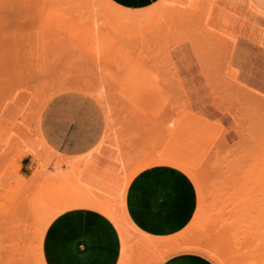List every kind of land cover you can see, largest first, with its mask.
Segmentation results:
<instances>
[{
    "label": "rangeland",
    "instance_id": "rangeland-1",
    "mask_svg": "<svg viewBox=\"0 0 264 264\" xmlns=\"http://www.w3.org/2000/svg\"><path fill=\"white\" fill-rule=\"evenodd\" d=\"M253 4L264 10L254 0H0V264H46L42 251L50 224L46 202L57 197L55 182L67 196L62 176L77 184L87 177L97 190L109 193L125 175L123 167H115L120 174L113 167L133 157L141 161L161 152L175 155L192 165L199 183L175 166L143 168L174 172L180 205L176 217L184 222L162 235L133 221L140 232L168 239L191 227L185 241H198L203 215L192 223L200 196L212 200L213 215L223 207V218L229 216L233 205L226 203L225 194L237 188L233 173L240 165L235 160L229 161L235 169L224 164L228 156L245 155L236 154L241 147L234 141L241 139V132L247 137L248 127L257 128L254 125L262 121L251 119L249 109L255 103H246L244 97L247 93L264 97V12ZM71 89L96 98L106 118L102 142L79 161L56 153L40 129L46 102ZM239 109L249 122L238 119ZM259 110L254 116L261 113L257 116L262 119L264 107ZM259 129L252 130L255 137ZM221 135L227 140L224 146ZM20 148L29 152L20 154ZM113 151L123 153L113 156ZM197 224L202 229L193 232ZM136 233H120L118 264H155L153 252L145 253L137 245L142 236ZM212 239L208 242L214 243Z\"/></svg>",
    "mask_w": 264,
    "mask_h": 264
},
{
    "label": "crops",
    "instance_id": "crops-1",
    "mask_svg": "<svg viewBox=\"0 0 264 264\" xmlns=\"http://www.w3.org/2000/svg\"><path fill=\"white\" fill-rule=\"evenodd\" d=\"M254 1L264 7V0ZM105 127V113L99 101L78 89L55 94L41 113L40 129L46 143L61 156L77 161L100 145ZM145 169L138 172L128 185L125 196L127 215L145 231L168 235L184 222L183 218L176 217L180 205L176 204L174 194V172L165 168ZM60 183L66 194L74 195L79 191L78 184L70 181L68 176H62ZM42 251L46 264H118L122 239L118 228L106 215L91 208L75 207L50 222ZM157 264L217 263L200 252L179 251Z\"/></svg>",
    "mask_w": 264,
    "mask_h": 264
},
{
    "label": "bare ground",
    "instance_id": "bare-ground-1",
    "mask_svg": "<svg viewBox=\"0 0 264 264\" xmlns=\"http://www.w3.org/2000/svg\"><path fill=\"white\" fill-rule=\"evenodd\" d=\"M253 5L257 9H259L260 11L264 12V10H261L255 4H253ZM245 90H246V88H245ZM238 91H239L238 93L240 94L241 91L243 92V89H240V87H239ZM244 93H247V92L245 91ZM244 97L246 98L245 99L247 101V102L245 101L246 103H249L248 101H250L251 103H253V102L255 103L254 106H253V104H251L252 109H255V107H257L258 112H259L260 111L259 108L264 107V97L261 98L258 96L260 98L259 99L258 97H254L250 93L245 94ZM247 97L249 99H247ZM248 106H250V104ZM248 108H250V107H247V109ZM251 108L249 109V113L251 114V116L254 117V118H252L250 116L251 119L253 121L255 119L254 122H257V120H259V121L262 120L261 122H258L257 124L254 125V126L258 125L259 127L262 126L260 129H259V127L256 126L259 130H257L255 133H257L259 131L262 134L261 137H264V124H262V123H264V118L261 119L262 116H259V117L257 116L259 114L262 115L261 113H258L257 115L254 116V113L255 114L257 113L254 111H256L257 109H255L253 111ZM242 112H243V109H242V111H240V109H239L238 116L240 115V117H241L243 114H240V113H242ZM249 113L244 112V114H247V118H250L248 116ZM238 116H236V117H238ZM243 116L241 118H238V119L245 120L243 118ZM256 116H257V119H256ZM251 119H250V122L252 121ZM247 120H245V121H247ZM247 122H249V121H247ZM239 124H241V123H238V126H239ZM251 125H252V123L250 124V126ZM243 127L247 128L248 126L244 125ZM243 127L241 126V128H243ZM248 128H250L251 132H252V130L255 131L257 129V128L251 129V127H248ZM244 130H246V129H244ZM238 131L240 134V129ZM248 131H249V129H248ZM245 132H247V131H245ZM251 132L250 133L248 132V133L252 137ZM259 132L257 134L260 135ZM248 133H247V137H244L245 134H243L241 132V139L240 140L236 139L234 141V142H236V144L234 145L235 147H241L239 150L235 151L236 154H238V152L239 153L241 152V155H242V152H245V155H243L242 158L240 156V158L234 159V157L230 158V156H228V158H229L228 159V158H225L224 157L225 155L223 156V154L221 156L224 158V161H226L228 159V161H226V164L223 163L225 165L224 167H229L231 164L234 163V162L231 163L234 160H235V163L238 161V163H237L238 166L240 165L239 169H237L238 168L237 167L235 170V173H233V175H235V180L238 181L237 184L240 187H238V185H237V188L234 187L235 189L231 187L232 189H234V191L231 190L232 192L228 191V193L225 194V195H227V197H226L227 199L225 198V195L223 196V198H225L224 200H226V203H227V200H229V201H231V203L228 201V204L230 206L233 205L231 207V209H229V211H228L229 216L227 218H223L226 216V215L225 216L223 215V214H225V212H224L225 210L223 207H222L223 209L222 208L220 210L218 209L219 210L218 214L213 215L212 210L214 209V205H213L214 203H211L212 200L209 201V199L206 198L207 199L206 200V199H203V197L201 199V196H200V206L198 207L197 215H196V217L192 223V224L197 223L198 219L201 220L202 215H203V221H200V222L198 221L199 224H201V222H202L203 229L199 228L198 224H197L196 228H195V225L193 226V232L196 229H198V230L202 229V234L199 237L198 241H185L187 234L191 233L190 232V230L192 229L191 227L183 230L182 232H180V233H178V234H176V235H174L168 239H160V238L158 239V238L151 237L149 235H146V234L140 232L138 230V228L133 224V222L129 219V217L127 215V212L125 209L126 188L128 187V184L130 183L131 179L136 175V173H138L140 170H142L143 168H145L147 166H151L154 164H167V165L179 167L182 170L186 171L195 180V182L197 184H199L198 179L196 177V174L192 171L193 167L190 163H188L184 159H181V158H179L175 155H172V154H168L166 152H161L158 155H155L153 157H143V158L141 157L142 159L140 157H138L141 159V161H138V159L136 160L132 156L133 159H131V157H130L131 160H129V163L127 162L126 164H123L121 162V164H123L122 166H121V164H119L120 166L115 165L113 167V166H111L112 165L111 164L110 165L111 168L112 167L115 168L116 166H117L116 168H118V167L124 168V169H122V171H124L125 175L123 177L122 183L119 184L118 186L116 185V187H115V188L118 187L116 189L117 193H115L116 191L114 190V188L109 193H106L108 189L103 191L104 193L98 189L99 191L102 192V193H100L96 187L92 186L93 182L91 183L89 181V179H86L87 178L86 177L85 179H83L81 181V184H78L77 189L79 191L77 194H74V195L65 194L67 196H64L62 191H61V188L56 185V182L54 180L55 192L57 194V197L54 198L53 200H48L46 202V206L48 208V213L46 214V219L50 223V221H52L58 215L60 210H62V209L64 210L68 207H74V206L87 207V208H91V209H94L96 211H99V212L103 213L104 215H106L116 225V227L119 230V233H122V235H123L124 231L135 232V233L137 232L136 234H138V233L141 234V236H142L140 239L141 242L137 245L140 247V249L142 248V250H145L144 251L145 253H146V251L153 252V254L155 256V261H154L155 264H157L158 262L163 260L169 254L179 252V251H195V252L203 253L206 256H208L209 258H211L213 261H215L217 264H264V139H261V137L259 135H258V137H255L254 132H252L253 136L255 138L252 137L250 140L249 139L250 137H248L249 136ZM222 136L223 135H221V139H222L223 143H221V144L224 146L227 140L225 141L223 139L224 137H222ZM225 137H226V135H225ZM239 138H240V135H239ZM222 145H220V147ZM222 147H221V149L223 150L224 147L223 148ZM143 150H141V151L143 152ZM231 150H232V148H231ZM28 152L29 151L25 148H20L18 150V153H20V154H27ZM111 152H112V150H111ZM115 152H116V155H117V153L118 154L123 153V151H122V153L118 152V151H115ZM139 152H140V150H139ZM146 152H148V151H146ZM230 152L233 153L234 151H230ZM232 153H231V156L236 155V154H234V153L232 154ZM108 154H109V152H108ZM148 154H149V152H148ZM114 155L115 154L113 151V156ZM141 155H142V153H141ZM145 155H147V154H145ZM121 156H120V158H121ZM236 156H235V158H236ZM110 157H112V156H110ZM110 157L108 156V158H110ZM112 158H114V160H115V157H112ZM223 158H220V159L223 161ZM220 159H219V161H220ZM111 160H109V161H111ZM115 161H117V160H115ZM120 161H122V160L119 159V162ZM127 161H128V159H127ZM229 161H231V162L229 163ZM111 163H112V161H111ZM219 165H221V164H219ZM75 166H76V168L77 167L80 168L79 165H75ZM86 166H87V164H86ZM234 166H236V165L234 164ZM229 168H227V170ZM233 168L235 169V167H233ZM119 169H116V171H119V174H120L122 171H120ZM232 169L229 172H233L234 170L232 171ZM75 170H77V169H75ZM222 170H221V172H222ZM80 171H81V168H80ZM82 171H84L83 167H82ZM112 171H113V169H112ZM116 171L114 170L113 172L115 173ZM113 172H111V173H113ZM223 172H225V168H224ZM84 173H86V172H84ZM116 174H118V173H116ZM93 177H94V175H93ZM233 177L234 176H232V178ZM226 184H228L227 181H226ZM232 184H235V181H233ZM232 184H230V185H232ZM110 186H111V184H110ZM222 186L223 187H221V186L220 187L222 189H224L225 184ZM235 186H236V184H235ZM226 187H225V189H226ZM225 189H224V191H225ZM228 189H230V186H229V188H227V190ZM203 193H206V192H203ZM220 193H223V192H220ZM230 193H231V196L229 197L228 194L230 195ZM221 196H222V194L219 196L220 198L218 196H216V197L221 199L222 198ZM234 197H236L235 200H234ZM223 198L221 199L222 202L224 201ZM229 198H231L232 200H230ZM223 203H225V202H223ZM229 205H227V207ZM193 234H191V235H193ZM215 235H217V236L220 235L221 237H219V238L223 237L222 238L223 241L221 239H215V238H217ZM212 237H214V238L212 239ZM225 237L227 238V240ZM209 239L214 240V243H213V241H210V243H209L208 242ZM220 240L223 243V245L226 246V248H228L227 250H229V251L227 253H223L224 251L226 252V250H225L226 248L224 247L223 249H221L223 247V245H220V244H222V243H220ZM224 240H225V242H224ZM215 242H216V244H215ZM215 245L220 246V247L222 246L219 249L222 252H220L218 250V248L215 247ZM128 247L130 249L132 246L130 245ZM219 254H221V257H223V258H226L228 256V258H230V260L227 258L228 260L225 259L224 261H222V258L219 256ZM226 254H229V255H226ZM230 254H231V256H230ZM223 255H226V256L224 257Z\"/></svg>",
    "mask_w": 264,
    "mask_h": 264
}]
</instances>
